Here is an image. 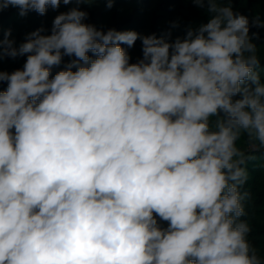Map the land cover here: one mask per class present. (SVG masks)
I'll list each match as a JSON object with an SVG mask.
<instances>
[{"label": "clouds", "instance_id": "clouds-1", "mask_svg": "<svg viewBox=\"0 0 264 264\" xmlns=\"http://www.w3.org/2000/svg\"><path fill=\"white\" fill-rule=\"evenodd\" d=\"M193 3L210 19L175 40L98 30L79 7L18 49L5 33L0 57L28 55L0 72V264H264L240 220L253 157L237 142L264 150L250 21L231 0ZM60 4L2 0L0 11ZM138 39L130 63L121 45ZM64 56L75 59L51 76Z\"/></svg>", "mask_w": 264, "mask_h": 264}, {"label": "trees", "instance_id": "trees-1", "mask_svg": "<svg viewBox=\"0 0 264 264\" xmlns=\"http://www.w3.org/2000/svg\"><path fill=\"white\" fill-rule=\"evenodd\" d=\"M74 7L86 11L88 17L84 22L94 25L98 30L135 31L141 35L155 34L158 38L170 34V40H175L176 37L183 38L189 27L197 28L210 19L206 7H198L193 0H113L111 8H108L107 0H95L91 5H77L75 0L65 5L61 0L58 9L48 6L44 15L29 10L26 15L21 16L18 7L9 6L3 9L0 11V40L4 38L5 33L10 32L9 39L14 41L13 46L18 49L26 42L28 35L37 29H43L42 35H50L54 18ZM231 7L234 12L249 18V36L257 47L260 59L258 70L261 74V83H264V27L251 26V21L257 17L264 23V0H231ZM121 46L130 56V63H136L142 58V44L139 39L131 48L127 45ZM27 55H17L13 58L4 54L0 57V72L12 73L22 69ZM89 56L95 58L91 52ZM73 59L75 57L64 56L61 64L52 68L51 76L65 70ZM6 89L7 82H0V91ZM237 98L239 96L234 99ZM215 120L213 117V126ZM237 146L253 157L246 163L248 179L240 189L242 193H247L242 201L245 215L240 220L248 223L250 232L247 239L256 253L264 259V150L251 151L246 135H242ZM157 219L159 221L158 217ZM159 223L162 227H167V222Z\"/></svg>", "mask_w": 264, "mask_h": 264}]
</instances>
